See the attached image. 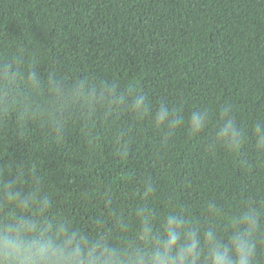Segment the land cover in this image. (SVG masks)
<instances>
[{"label":"trees","instance_id":"16d2710c","mask_svg":"<svg viewBox=\"0 0 264 264\" xmlns=\"http://www.w3.org/2000/svg\"><path fill=\"white\" fill-rule=\"evenodd\" d=\"M17 47L70 79L137 81L153 111L163 102L213 114L200 136L181 131L167 145L152 120L133 124L126 157L110 119L89 128L74 120L57 142L38 120L18 139L12 116L0 131V166L38 163L55 215L91 231L97 219L110 223L113 207L130 213L149 177L160 190L155 207L184 205L201 224L210 199L226 209L246 197L264 201V153L251 136L237 156L207 149L226 103L245 131L264 122V0H0V53Z\"/></svg>","mask_w":264,"mask_h":264},{"label":"clouds","instance_id":"9594fccd","mask_svg":"<svg viewBox=\"0 0 264 264\" xmlns=\"http://www.w3.org/2000/svg\"><path fill=\"white\" fill-rule=\"evenodd\" d=\"M40 63L38 53L26 47L0 53V131L15 116L20 140L27 138L29 120L47 125L59 142L74 120L89 128L103 117L111 120L119 154L126 157L133 124L152 120L163 130L165 145L181 131L197 137L213 124L209 107H194L185 115L162 102L153 111L137 81L70 79L54 68L45 71ZM249 136L264 153V122L247 132L234 106L226 103L207 149L237 156ZM135 193L139 202L130 213L113 207L110 223L97 219L89 231L52 212L53 196L38 163L0 166V264H264V201L246 197L226 209L210 199L204 205L209 219L201 224L184 205L155 207L160 190L152 177Z\"/></svg>","mask_w":264,"mask_h":264}]
</instances>
